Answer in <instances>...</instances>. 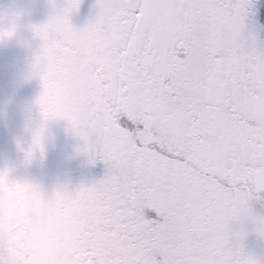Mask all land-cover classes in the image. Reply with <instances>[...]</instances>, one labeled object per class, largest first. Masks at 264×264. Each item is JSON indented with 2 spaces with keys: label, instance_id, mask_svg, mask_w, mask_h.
I'll return each instance as SVG.
<instances>
[{
  "label": "snow or ice",
  "instance_id": "6c2138e0",
  "mask_svg": "<svg viewBox=\"0 0 264 264\" xmlns=\"http://www.w3.org/2000/svg\"><path fill=\"white\" fill-rule=\"evenodd\" d=\"M29 25L44 156L51 122L105 175L56 190L73 209V264H264L252 201L264 193V0H49ZM24 14H0V42ZM236 226H240L236 229Z\"/></svg>",
  "mask_w": 264,
  "mask_h": 264
},
{
  "label": "rangeland",
  "instance_id": "374dc122",
  "mask_svg": "<svg viewBox=\"0 0 264 264\" xmlns=\"http://www.w3.org/2000/svg\"><path fill=\"white\" fill-rule=\"evenodd\" d=\"M4 60H6V57H4ZM30 66L31 63L24 65V67ZM3 74L0 73V150L9 152L8 160L10 161L5 172L4 170L2 171L0 159V197L9 189L8 195L5 196L6 199L2 200L0 198V225L3 233L6 231L5 236H0V264H67L69 261L66 258L61 259V252L52 253L50 250L49 259L45 257L47 255L45 251L47 248H43L41 238H44V242L47 238L52 240L54 232H50L49 235L40 238L33 237L35 233L40 232V234H44L47 232L48 226L50 231L53 230L55 223L59 226L56 232L64 233L66 229L72 231L73 234L75 232L73 211L71 217L70 215L66 217L67 212H59V210L54 209L56 206L59 208L65 201L60 195L56 196L53 190L50 191L51 196L45 195V189L43 191V188L44 185L49 186L47 183L50 174L40 169L35 160L41 161L45 159L48 166H56L59 172L65 174V181L68 180L63 186L70 187L78 185V181L74 177L68 176L69 172L79 170L82 175L80 178L81 184L86 182L92 183L104 177L106 172L105 165L98 162L93 166L88 158L86 160V157L79 154L78 148L81 142L76 137H71L68 134L70 131L67 128L66 135L70 136V139L73 138V143H68L72 141L63 137L61 131L62 124L67 125L64 121L49 123L44 138V146L48 147L44 153L46 157H41L39 152H37L31 162H28L25 151L21 149L26 150L31 145L33 132L37 128L41 117L39 109H33L36 107L37 100H30L25 105L23 98H19V93L35 92L31 88V82L34 77H30L27 73V81L31 80L28 83L29 86L21 82L18 87L13 83L14 78H10L7 82L8 87L4 88L2 82ZM38 81L41 84L39 78ZM23 83L24 85H22ZM27 106H29V110L26 109ZM5 139L6 143H2L1 141ZM61 144H64L62 147L74 146V151L76 152V154L74 153L75 159L69 157L70 160H62L61 164L58 163L60 159L58 152ZM72 147L70 148V152H72ZM23 165L28 167V169L25 168V172H23ZM45 197L47 198L45 199ZM260 197L264 198V193H261ZM37 202L41 203H38L36 208L34 204ZM257 204L258 201L252 203L253 215L264 217V206ZM20 222L25 223L24 226L26 228L15 226ZM66 222L67 224L65 225ZM252 228L249 227V230H247L249 240L252 241L258 237L261 241L263 240L261 245L264 246V238L259 237ZM1 233L0 230V235ZM20 237L22 238L19 239ZM31 248H34V250H31ZM33 251L35 252L33 253Z\"/></svg>",
  "mask_w": 264,
  "mask_h": 264
},
{
  "label": "flooded vegetation",
  "instance_id": "af4514ba",
  "mask_svg": "<svg viewBox=\"0 0 264 264\" xmlns=\"http://www.w3.org/2000/svg\"><path fill=\"white\" fill-rule=\"evenodd\" d=\"M64 2V0H57V4L58 6L62 5ZM96 0H83V3L81 4L80 10L77 14H74L73 18H72V22L73 25L76 27H82L85 24L88 23L89 19L92 18L93 16V5L95 4ZM19 9L23 12L26 11V4L24 1H20L19 4ZM32 5L34 6V8L36 9L37 7L40 9V12L37 11L41 17H40V24L44 23L49 15L51 14V6L49 3V0H33ZM14 8L16 7V5L13 6ZM6 75L3 78V86L4 88L8 87L7 82H8V72H5ZM6 134V132H5ZM6 143V141H5ZM9 152L8 151H3V155H2V171L4 170L6 172L8 165H9ZM83 184H91L89 182L83 183ZM8 191L9 189H7V191L2 194V196L0 197L2 200L6 199L5 196L8 195ZM258 201L259 205L264 204V198H260V199H256L253 200L252 203ZM240 226H236V229L238 230ZM249 227L251 228L252 226L250 225V223L248 225H246V230H249ZM253 229V228H252ZM4 235H2L3 237ZM249 233L248 236L246 238V240L244 241V245H245V251L247 254L253 256L254 258H256L257 260L262 261V257L264 255L263 252V248L260 246V243L262 242L260 239L256 238L255 240L250 241L249 240ZM73 243V242H72ZM66 250V255L62 254L61 255V259L63 260V258L68 259L67 261H69V263L67 264H73V255H72V245H68L66 244V246L64 247ZM52 253H56V252H60L59 248H55L54 250H52L51 248H49L48 251H46V256L49 259V252ZM263 262V261H262Z\"/></svg>",
  "mask_w": 264,
  "mask_h": 264
},
{
  "label": "bare ground",
  "instance_id": "6f19581e",
  "mask_svg": "<svg viewBox=\"0 0 264 264\" xmlns=\"http://www.w3.org/2000/svg\"><path fill=\"white\" fill-rule=\"evenodd\" d=\"M31 9H34V11L33 12H29V13L24 12V14L25 15H29L30 14L31 16H29V17L32 20V22H38L39 23L41 15L37 11L40 12V9L38 7L35 9L33 5H31ZM7 44L8 43L5 42V41L0 42V50L5 49V52L9 55V56H5V57L8 58V61L9 60H17V62H18L17 71L19 72L21 70L24 74H27V73L30 74L31 73V68L30 67H24V65L26 64V59L25 58H27V57L31 58V57L34 56V55H29V54L26 53L27 51L30 50V43L27 42V41H24L22 39V40H18L17 42L13 43V46H8ZM22 55H24L25 57H21ZM21 79L25 80L26 77L23 76ZM68 143H70V142H68ZM63 145L64 144H61V147ZM47 148L48 147H45V150H47ZM70 154L71 153L67 149L59 148V152H58V155H59V158H60L58 160L59 164H61L62 160L63 161L70 160V158H69ZM44 156L46 157V155H44ZM8 161H10V160H8ZM35 163L38 164L40 169H45L47 172L48 171L49 172H53L55 167H56V166L53 167L52 165L48 166V164L45 161V159H43L41 161L36 159ZM22 167H23V172H25V168L28 169V167H25V165H23ZM58 175L59 176H64L65 174H63L61 172H58Z\"/></svg>",
  "mask_w": 264,
  "mask_h": 264
}]
</instances>
